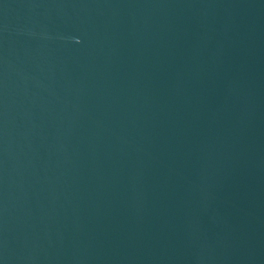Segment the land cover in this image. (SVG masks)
I'll list each match as a JSON object with an SVG mask.
<instances>
[{
    "label": "water",
    "instance_id": "95a60500",
    "mask_svg": "<svg viewBox=\"0 0 264 264\" xmlns=\"http://www.w3.org/2000/svg\"><path fill=\"white\" fill-rule=\"evenodd\" d=\"M0 264H264V0H0Z\"/></svg>",
    "mask_w": 264,
    "mask_h": 264
}]
</instances>
